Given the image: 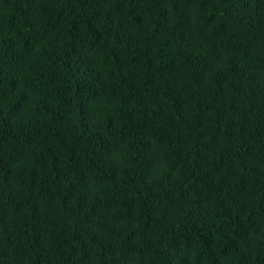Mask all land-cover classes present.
<instances>
[{
  "label": "trees",
  "instance_id": "trees-1",
  "mask_svg": "<svg viewBox=\"0 0 264 264\" xmlns=\"http://www.w3.org/2000/svg\"><path fill=\"white\" fill-rule=\"evenodd\" d=\"M0 264H264V0H0Z\"/></svg>",
  "mask_w": 264,
  "mask_h": 264
}]
</instances>
